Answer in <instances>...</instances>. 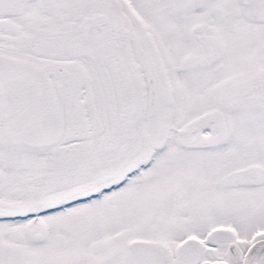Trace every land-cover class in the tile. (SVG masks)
<instances>
[{"label":"snow or ice","instance_id":"snow-or-ice-1","mask_svg":"<svg viewBox=\"0 0 264 264\" xmlns=\"http://www.w3.org/2000/svg\"><path fill=\"white\" fill-rule=\"evenodd\" d=\"M0 264H264V0H0Z\"/></svg>","mask_w":264,"mask_h":264}]
</instances>
